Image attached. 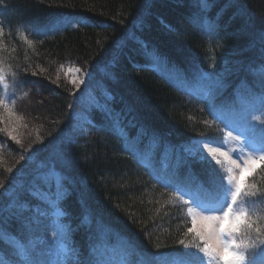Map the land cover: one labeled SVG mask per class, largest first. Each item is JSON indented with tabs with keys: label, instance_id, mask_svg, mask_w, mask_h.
Here are the masks:
<instances>
[{
	"label": "trees",
	"instance_id": "16d2710c",
	"mask_svg": "<svg viewBox=\"0 0 264 264\" xmlns=\"http://www.w3.org/2000/svg\"><path fill=\"white\" fill-rule=\"evenodd\" d=\"M241 15L251 30H240ZM69 65L91 74L82 88L68 81ZM160 65L190 86L206 75L205 98L188 100ZM263 76L264 0L234 8L224 0H0V198L26 181L40 192L24 193L23 220L9 216L21 212L15 201L0 210V264H21L17 245L34 223L65 247L55 264H92L102 238L144 258L183 259L196 236L170 188L204 198L217 193L218 179L181 146L219 128L210 95L236 110L238 95L264 98ZM84 92L93 102L82 134L71 115L85 106ZM60 148L68 163L57 166ZM246 191L264 193V161ZM244 198L255 204L254 229L264 231V199ZM44 202L49 214L40 216ZM27 251V264H39L40 254Z\"/></svg>",
	"mask_w": 264,
	"mask_h": 264
},
{
	"label": "rangeland",
	"instance_id": "374dc122",
	"mask_svg": "<svg viewBox=\"0 0 264 264\" xmlns=\"http://www.w3.org/2000/svg\"><path fill=\"white\" fill-rule=\"evenodd\" d=\"M160 66V70L165 74L166 79L171 80L172 85L182 90L183 94L188 100H200L205 98L206 94L203 88V82H206L208 79L206 75H202L200 80L196 82L195 85L190 86L186 85L185 82L175 78L176 76L172 74L170 69L168 70V68H165L162 65ZM64 69L68 81L75 88H82L85 84H87V81L89 80L88 73L73 65L66 66ZM75 69H79L80 71L77 72L75 71ZM259 79V83H264V76ZM73 81H77V83H73ZM33 87L37 90L38 86L34 85ZM258 97L259 95H255L254 98H248V100H246L243 95H238L236 97L238 104L236 110H228L225 112L214 110L213 113L216 120L214 121V124L219 126V128H216V131L214 135H212V137H195L187 143L182 144L181 151L183 152V154L188 157H195L199 160H202V156L204 155V153H208V150L210 148L219 147L222 151L228 152L232 159L237 160L238 163H242L243 160L247 158V156L252 154L251 150L248 148V140L255 146H259L260 142L264 140V98L257 99ZM81 102L85 106L82 109H74L72 111L71 118L73 131L85 134L91 127L89 124L90 121L87 116L86 108L89 107V105L93 102L92 94L90 92H84L83 101L81 100ZM252 114L258 119H255L253 123L249 125L247 122ZM225 125H227L229 128H226ZM229 131H233V136L239 135V132L245 133L247 136H242L239 141H236L228 138L227 133ZM210 140L216 141V143L207 144V147H205V143ZM241 146H243L244 148L243 152L240 150ZM201 148H204V153L200 152ZM188 149H193L195 154L190 153ZM256 155H259V153H256ZM217 158L222 161L220 165H216L215 170L218 172L217 175L218 177H226L227 175H229L227 171L230 167L229 162L227 159H225V157L219 156V153H217ZM262 162L263 161H258L255 169L258 168ZM214 163L215 161H213V164ZM253 173L254 171L252 173H246V180ZM174 192L177 197H175L176 200L179 201V205L184 206L185 215L188 216L192 227V217L188 214V208L190 206L195 207V205H192L191 203L186 205L184 203L185 200L191 201L193 199H198L201 203L207 204L210 207H219L220 202H222L218 191L217 193L214 192L213 194H210L208 197L204 198L185 189L183 195H181L176 189ZM39 193L40 192H37L35 193V195L37 196ZM42 195H44L43 197H45L46 202L50 204L49 206H52L51 213H57L58 210L54 206L55 200L51 198L52 195L50 196L45 193H43ZM241 199L244 201L243 207L248 211V213V208L255 209V204L253 202L247 201L244 197H242ZM46 204L47 203L45 202L41 204L44 205V209H39L38 215L41 216L46 215L47 213L49 214V210H47ZM196 210L199 211V209ZM57 215L60 216L59 213H57ZM249 217L251 219L250 214ZM195 228L197 231H206L204 224H202L199 220L197 221ZM25 231L29 232V236H25L26 239H24V245L28 250L35 251L36 253L40 254L37 260L39 264H55V262L57 261H62V256L65 254V247L62 244L54 243L52 237L48 233H46L45 228L42 229L34 223L33 229L28 228L25 229ZM194 236L196 235L194 234ZM242 236V232L237 233L236 238L238 240L242 238L247 240V237ZM251 236L254 238L255 232L251 233ZM105 240L106 239L102 238L101 241L92 248V264H144L145 260L147 259H151L152 264H180V261L182 260L176 256L171 255H156L144 258L140 255L134 254L130 250V248L121 240L112 243L105 242ZM194 242L196 246H202V241H200L197 237L195 238ZM253 246H250L246 250V257L248 258V260H251L253 264H264V244H259L258 247ZM186 249H188V247ZM188 250L196 251L197 249L196 247H194V249ZM8 254L11 255L12 253L8 252ZM204 264H217V262L210 260L208 257H205Z\"/></svg>",
	"mask_w": 264,
	"mask_h": 264
},
{
	"label": "snow or ice",
	"instance_id": "6c2138e0",
	"mask_svg": "<svg viewBox=\"0 0 264 264\" xmlns=\"http://www.w3.org/2000/svg\"><path fill=\"white\" fill-rule=\"evenodd\" d=\"M203 2V0H202ZM228 8H234L238 0H224ZM238 21L241 31L251 30L250 20H245L243 15L235 17ZM82 23H87V20L82 21ZM75 71H80L75 69ZM212 76V73H208ZM91 75L90 73L88 74ZM82 82V81H80ZM77 83V81H73ZM211 101V107L213 110H230V108H225L224 106H218L216 98L214 95L209 96ZM257 117L253 114L248 119V124L251 125ZM226 128H229L225 125ZM234 131V130H233ZM233 131H229L227 136L229 139L239 141L242 136H247L245 133L239 132V135L233 136ZM214 144L216 141H207V144ZM248 148L251 150L252 154L247 156L242 163H238L237 160L231 158L228 152L222 151L219 147H212L208 150V153H204V148L200 149L201 153H204L202 160L207 162L212 167V172L209 173L210 179L216 184L219 196L222 200L219 207H210L207 204L201 203L198 199H193L191 201L185 200L184 203L187 205L191 203L195 207L188 208V214L192 217L193 227L188 228L189 233H194L196 237L202 241V246L197 245L196 251H188L183 253V259L180 261V264H204V258L208 257L210 260L216 261L217 264H253L251 260H248L246 257V250L257 243L264 244V231L260 228L254 229V222L251 221L248 211L243 207L244 201L242 197L252 198L256 197L257 199H264V193H256L246 191V173H252L255 170L258 161H264V140H262L259 146H255L253 143L247 142ZM244 151L243 146L240 149ZM192 154H195L193 149H188ZM217 153L219 156L225 157L228 160L230 167L228 168V173L226 177L219 176L215 174L216 165H220L222 161L217 158ZM259 153V155H256ZM210 154V155H209ZM213 161L215 163L213 164ZM53 162L57 166L66 165L68 161L65 159V152L60 148V151L53 157ZM31 178H29L30 180ZM226 181V185H225ZM40 180H36V184L39 185ZM42 186V185H41ZM61 186L67 193V189L64 187L63 183L58 184ZM0 188H3V185H0ZM28 190H31V195L36 197L35 189H31L28 181L25 182L20 189H17L16 192L10 193L9 198L4 200L0 198V210L7 209L8 206L15 201V204L21 209L20 214L18 215H9L15 216L21 220L24 219V207L22 203L24 200V193ZM176 190L183 195L184 188L180 185L176 186ZM64 195V196H65ZM3 196V193L0 192V197ZM59 207V205H58ZM196 209H199L197 211ZM207 213V214H205ZM5 214L0 212V223L3 222ZM200 221L204 224L206 231H197L195 225L197 221ZM255 231V237L251 236V233ZM243 233L247 237V242L245 239H237V233ZM4 238L2 229H0V239ZM181 244L184 242L181 241ZM17 255L21 257V264H27V261L24 259L28 255V251L24 245H17ZM144 264H152L151 259L145 260Z\"/></svg>",
	"mask_w": 264,
	"mask_h": 264
},
{
	"label": "bare ground",
	"instance_id": "6f19581e",
	"mask_svg": "<svg viewBox=\"0 0 264 264\" xmlns=\"http://www.w3.org/2000/svg\"><path fill=\"white\" fill-rule=\"evenodd\" d=\"M214 121H216L215 118H214ZM223 122H224V121H223ZM255 255H256V254H255ZM255 255H254V256H255Z\"/></svg>",
	"mask_w": 264,
	"mask_h": 264
}]
</instances>
